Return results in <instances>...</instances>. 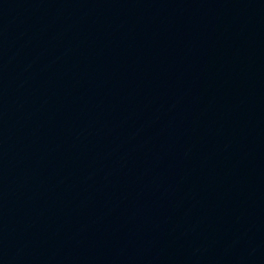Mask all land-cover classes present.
<instances>
[{
  "label": "water",
  "instance_id": "1",
  "mask_svg": "<svg viewBox=\"0 0 264 264\" xmlns=\"http://www.w3.org/2000/svg\"><path fill=\"white\" fill-rule=\"evenodd\" d=\"M0 264H264V0H0Z\"/></svg>",
  "mask_w": 264,
  "mask_h": 264
}]
</instances>
